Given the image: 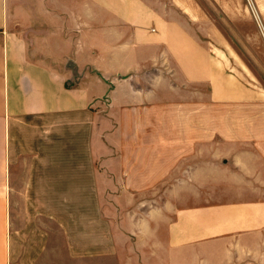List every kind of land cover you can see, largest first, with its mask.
<instances>
[{"label": "crops", "instance_id": "crops-1", "mask_svg": "<svg viewBox=\"0 0 264 264\" xmlns=\"http://www.w3.org/2000/svg\"><path fill=\"white\" fill-rule=\"evenodd\" d=\"M9 1L0 0V264H264L263 116L207 76V52L184 23L153 0H81L133 28L119 41L142 53L134 68L113 62L78 83L62 54L54 66L37 60L12 32ZM176 40L194 42L192 59L168 46ZM172 60L183 86L212 78L207 100L159 98Z\"/></svg>", "mask_w": 264, "mask_h": 264}, {"label": "rangeland", "instance_id": "rangeland-1", "mask_svg": "<svg viewBox=\"0 0 264 264\" xmlns=\"http://www.w3.org/2000/svg\"><path fill=\"white\" fill-rule=\"evenodd\" d=\"M80 1L10 0V29L24 37L37 60L45 61L42 58L44 55L52 56L46 61L54 66L61 61L54 59L55 56L62 54L63 70L66 71L69 67L74 72L73 79H78V83H86L82 81V77L87 75V79L93 69L108 68L113 62L114 67L124 69L140 64L141 45L125 46L119 41L125 35L127 39L133 28L118 27L109 12L98 9L96 5L94 10H87L86 4ZM153 2L160 14L182 21L185 32L200 40L198 52H207V62L211 67L207 69L210 70L207 76L215 75L223 91L236 86L240 96L253 99L255 112L257 115L262 114L264 121V0H167V5L162 0L160 3ZM67 6L73 8H65ZM121 46L131 53V59H119L118 50H122ZM168 46L183 50L186 52L185 56L189 52L191 59L196 50L193 41L176 40ZM68 54L77 56V59H66ZM110 55L118 58L112 59ZM172 63V71L168 74L169 84L159 85L157 90L159 98L166 96L175 98L176 101L186 99L191 102L207 100L212 78L207 77L204 82H190L189 86H183L189 83L186 82V75L181 74L175 60ZM81 67H85L87 72H83ZM154 71V68L147 71L152 78L158 77ZM98 73L95 70L94 75ZM95 79L98 83V78ZM166 84L176 85L175 92L166 89ZM146 86L150 90L154 88L150 84ZM97 94L100 96L103 91L97 90ZM153 127L156 128V125ZM151 129L153 128L149 126L148 130ZM143 142L150 146L151 138L143 139ZM178 190L177 187L174 188V191ZM167 191L165 183L158 187L159 205L165 200L162 197Z\"/></svg>", "mask_w": 264, "mask_h": 264}]
</instances>
